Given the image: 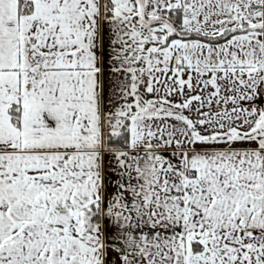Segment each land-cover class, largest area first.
Listing matches in <instances>:
<instances>
[{
    "label": "snow or ice",
    "instance_id": "6c2138e0",
    "mask_svg": "<svg viewBox=\"0 0 264 264\" xmlns=\"http://www.w3.org/2000/svg\"><path fill=\"white\" fill-rule=\"evenodd\" d=\"M0 264H264V0H0Z\"/></svg>",
    "mask_w": 264,
    "mask_h": 264
}]
</instances>
